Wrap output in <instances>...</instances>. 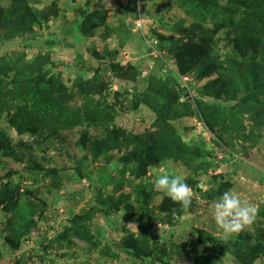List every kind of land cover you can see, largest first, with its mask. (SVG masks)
<instances>
[{
    "label": "rangeland",
    "instance_id": "obj_1",
    "mask_svg": "<svg viewBox=\"0 0 264 264\" xmlns=\"http://www.w3.org/2000/svg\"><path fill=\"white\" fill-rule=\"evenodd\" d=\"M218 2L224 7L228 3ZM11 5L12 0H0V62L28 70L27 77L37 68L34 63L48 65L53 76L62 74L74 96L69 104L73 110L87 99L103 98L105 112L115 108L113 123L110 128H89L91 141L101 134L106 137L112 126L123 131L127 141L96 159L90 144L74 132H66L63 142L46 149L45 138L11 131L15 155L3 157L0 150V264H264V95L250 96L253 79L246 66L224 65L220 75H210L211 70L203 69L205 63L184 67L200 56L212 63L217 57L216 63H221L225 53L233 54L228 29L216 27L213 16L205 22L198 19L204 9L201 0H31L33 18L42 22L31 23L26 12V20L15 25L5 13ZM86 12H97L104 23L99 21L96 29L88 30L90 38L79 42L68 30ZM30 28L38 44L28 48L22 41L31 36ZM51 38L73 45L46 43ZM152 40L165 57L150 49ZM112 65L118 73L106 71ZM137 68L142 74L131 80ZM170 70L181 73L178 82ZM97 73L101 76L95 80ZM15 75L10 74L9 81ZM79 77L87 81L88 90L74 86ZM150 78L156 85L160 82L156 97L163 100L157 106L163 108L141 104L135 110L130 105L134 92L144 91ZM215 79L220 84L210 89L213 95H202ZM220 85L228 92L221 93ZM217 95L224 106L235 108L232 113L217 111L215 121L202 115H213L203 104L213 103ZM188 100L197 115L182 106ZM211 120L216 122L213 131ZM170 131L177 135L170 137ZM131 134L138 140L131 141ZM156 134L161 145L168 142L156 154L157 163H147L137 176L138 161L131 169L123 162L135 149L139 154L142 143L153 142ZM20 142L33 147L30 163L16 148ZM165 163L170 173L186 177L192 189L190 206L155 188ZM108 176L114 182L105 186L99 178ZM118 181L134 185L115 192ZM137 184L147 187L146 201L137 199ZM229 190L255 207L257 215L253 224L225 237L212 209ZM126 193L133 204L130 213L121 201ZM29 223V233H22ZM76 228L93 234L97 244L74 239ZM144 242L150 249L146 259L130 251ZM252 255L258 257L251 260Z\"/></svg>",
    "mask_w": 264,
    "mask_h": 264
},
{
    "label": "trees",
    "instance_id": "obj_2",
    "mask_svg": "<svg viewBox=\"0 0 264 264\" xmlns=\"http://www.w3.org/2000/svg\"><path fill=\"white\" fill-rule=\"evenodd\" d=\"M218 1L219 0H201V4L204 6V9L202 14L198 15V19L205 22L208 20V17L213 16L212 20L214 21L216 27L221 30L228 29L226 35L229 38H232L228 42V45L232 47L233 54L225 53L226 58L223 59L221 63H216L217 57L214 61L215 63H212L210 59L205 60L206 57L200 56L192 62H186L187 65L183 66L185 68H187V66L194 68L198 63H205L203 69L205 71L211 70L212 72L210 75H212V73H218L220 75V72H223L225 68L224 65L227 67L226 69L233 66H246L248 68L249 78L251 80L253 79V83L251 84V86H253V92L250 96L255 99L257 97H261L264 95V0H227L228 3L225 7L220 6ZM30 2L31 0H12L11 9L5 11V13L11 14V20L12 23L14 22V25L16 21L23 22L26 20L25 18L27 16L22 17L26 12L29 13L27 20H31V23L35 22L38 24L42 22L41 20L33 18V14L29 8ZM95 14H97V12H86L82 18L77 20V26L73 28L71 27L68 30L73 39H78L79 42H86V40L90 38L88 30L96 29L99 21L102 22V24L104 23V18H101L99 15L96 18ZM106 14L107 13L104 12L102 16L105 17ZM46 20L47 19L45 18L44 21ZM29 30L31 36H26L22 41V44L28 48L33 47L34 44L36 46L38 44L36 38L37 34H35L31 28ZM241 35H243V39L241 38ZM153 41L154 40H152L153 45L150 46V49L155 47L158 48L163 53L161 57H165L162 47L159 44L154 46L155 42ZM46 43L51 45H57V43L66 46L73 45L72 43L61 44L59 38H51L50 40H47ZM259 56L262 57L261 62L259 61ZM238 58H241V60L238 61ZM34 64L37 65V68L31 70L32 72L29 74L31 76L27 77L26 74L28 73V70H19L17 68L13 69L12 66L0 62V150L3 151V157L15 155V148L13 147V142L9 135L11 131H15L20 136L27 135L35 138H45L46 149L53 146L55 141L63 142L64 134L66 132H68L67 134L74 132L90 144V147L94 150L96 159L101 156H108V153L111 150L120 149L119 147L123 144V141L127 140L124 138L125 134L123 131L114 128V126H112V131H110L107 135H105L106 133L104 134L106 137H102L103 135L101 134L95 140L91 141L92 138L88 135V129L91 127L100 129L111 127L113 123L112 113L115 110L114 107L111 106L109 112H105V109L108 107L103 98L99 100L87 99L80 108H75L73 110L69 104L74 96L69 93V88L65 85L62 74L58 77L53 76L48 65L43 63ZM212 65L214 69L211 68ZM113 66L114 65L108 66L106 71L112 69L115 70V73H118L119 68ZM185 68H183V70H185ZM138 71V73L137 71H134V75L130 77L131 80H135L136 76L142 74V72H140L141 70L138 69ZM13 72H15L16 75L11 81H9L8 77ZM170 74L177 82L179 81L181 73L170 70ZM98 75L100 74L97 73L95 75V80L100 79ZM118 76L123 77L124 75L119 73ZM198 77L201 76L199 75ZM151 80V78L148 79V86L144 89V91L136 90L134 92V99L131 101L130 105L135 110L141 104L147 105L151 109H155L157 111H161L163 108H158L157 106V104L161 103L163 100L156 97V92L160 82L158 81L159 84L156 85V82ZM216 83L220 84V81L215 79L206 85L202 95H213V92H211L210 89ZM74 86L79 89L86 90H88L87 88L89 87L87 81H84V77H79V79L74 83ZM219 88L221 93L228 92L225 85H220L218 89ZM86 93L89 94L88 92ZM219 97L220 96L217 95V98L213 103L203 104H208L209 107L213 109V115L205 112L202 115L203 117L209 116L211 118H215V121H217V111L221 113H226L227 111L232 113L235 107L232 105H230V107L224 106L226 103L219 99ZM232 97L235 98V95ZM164 101H166V99H164ZM182 106L190 115L195 116L198 114L193 108L190 100L183 103ZM209 123L211 124V130L213 131L216 126V122L211 120ZM168 134H170V137L177 135L173 131L168 132ZM128 136L131 141L138 140V137L133 134ZM160 138V134H156L153 142L142 143L143 148L139 151V154H137L136 149L135 151H132L127 159L124 160V167L131 169L132 163L134 161H138L137 167L134 168L137 169L138 176L141 171L146 169L147 163H152L153 165L156 164V154L163 146L158 142ZM167 138L168 136L165 137L164 140ZM167 142L168 141L166 140L163 148L166 146ZM17 147L22 151L21 158L30 163L31 158H29L28 152L31 151L33 147L28 145L26 142H20L16 148ZM1 159L2 158H0V161ZM99 181L103 182L105 186H107L108 184H113L114 179L109 176L100 177ZM94 183H96L95 180H93V184ZM114 185L115 192H118L119 189L126 186H133L134 183H128V181H118L115 182ZM134 187L138 191L137 199H140V201H146L149 195L146 190L147 187L142 184H137ZM121 201L126 204L128 212L131 211L133 205H131V195L129 193L124 194ZM111 207L113 208L114 206ZM29 225L23 229L22 233H29L31 229L30 227L33 224L29 223ZM10 237L11 235L9 234V238ZM73 237L74 239L83 240L88 244V246H94L97 244L93 234H89L85 229L76 228L73 231ZM12 238L15 239L14 237ZM59 239L60 237L57 238V240ZM130 251L131 253L138 252L137 254L143 256L145 259L149 258L147 253H149L150 249L147 242L138 244ZM250 257L251 260H255L258 256L252 255ZM246 264L250 263L248 262Z\"/></svg>",
    "mask_w": 264,
    "mask_h": 264
},
{
    "label": "clouds",
    "instance_id": "obj_3",
    "mask_svg": "<svg viewBox=\"0 0 264 264\" xmlns=\"http://www.w3.org/2000/svg\"><path fill=\"white\" fill-rule=\"evenodd\" d=\"M155 188L167 195L172 201L188 207L192 203V189L183 174H173L167 170V163L163 164L155 179ZM216 224L222 229L225 237L238 234L246 226L254 223L257 209L240 195L229 190L224 192L212 209Z\"/></svg>",
    "mask_w": 264,
    "mask_h": 264
},
{
    "label": "built area",
    "instance_id": "obj_4",
    "mask_svg": "<svg viewBox=\"0 0 264 264\" xmlns=\"http://www.w3.org/2000/svg\"><path fill=\"white\" fill-rule=\"evenodd\" d=\"M156 45H157V42H155L154 46H156ZM153 50L155 51L154 53L159 54L160 56L163 54L162 51L160 52V50L156 47L153 48Z\"/></svg>",
    "mask_w": 264,
    "mask_h": 264
}]
</instances>
